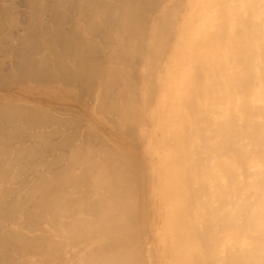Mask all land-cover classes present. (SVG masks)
<instances>
[{"label": "bare ground", "instance_id": "1", "mask_svg": "<svg viewBox=\"0 0 264 264\" xmlns=\"http://www.w3.org/2000/svg\"><path fill=\"white\" fill-rule=\"evenodd\" d=\"M0 264H264V0H0Z\"/></svg>", "mask_w": 264, "mask_h": 264}]
</instances>
